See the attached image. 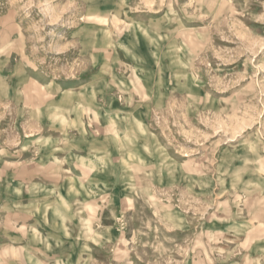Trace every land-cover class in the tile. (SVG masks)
<instances>
[{
	"label": "rangeland",
	"instance_id": "374dc122",
	"mask_svg": "<svg viewBox=\"0 0 264 264\" xmlns=\"http://www.w3.org/2000/svg\"><path fill=\"white\" fill-rule=\"evenodd\" d=\"M0 264H264V0H0Z\"/></svg>",
	"mask_w": 264,
	"mask_h": 264
},
{
	"label": "crops",
	"instance_id": "0c3cea01",
	"mask_svg": "<svg viewBox=\"0 0 264 264\" xmlns=\"http://www.w3.org/2000/svg\"><path fill=\"white\" fill-rule=\"evenodd\" d=\"M85 149L87 150L86 152L89 151V152L92 153V152L94 151L93 149H91V148H89V147H85ZM69 155L77 156L78 158L81 159V161L83 160V163H82V164H84V165H82V168H83V169H79V168H78V169H74V171H76V172L78 171V174L80 175V176L78 175V176H77L78 179H76V180H77L76 182H78V187L81 188V189H82V188H86V187H87V182H86V181L84 182L83 180H81V177H82V175H83L81 171H84L85 173H86V172H90V171L88 170V168L85 166V164H86L85 162H87L88 160L85 159V158H84L85 156L83 157V155H82L81 153H79V152H78V154H74L73 152H71V154H69ZM87 155H88V153H87ZM69 158L71 159V157H69ZM70 169H71V168H70ZM72 171H73V170H72ZM69 180H71L70 182H72V179H71V178H69ZM67 182H68V181H67ZM67 184H68V183H67ZM92 185L95 186V184H92ZM67 186L70 187L69 185H67ZM80 198H81V197H80ZM91 247H92V245H91ZM21 248H23V247H21ZM89 249H91V248L89 247Z\"/></svg>",
	"mask_w": 264,
	"mask_h": 264
}]
</instances>
